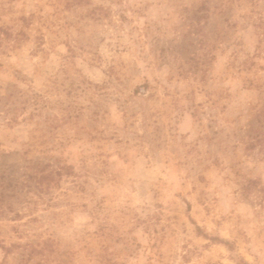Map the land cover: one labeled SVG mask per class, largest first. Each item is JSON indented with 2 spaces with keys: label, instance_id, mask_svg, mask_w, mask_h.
Masks as SVG:
<instances>
[{
  "label": "rangeland",
  "instance_id": "374dc122",
  "mask_svg": "<svg viewBox=\"0 0 264 264\" xmlns=\"http://www.w3.org/2000/svg\"><path fill=\"white\" fill-rule=\"evenodd\" d=\"M0 264H264V0H0Z\"/></svg>",
  "mask_w": 264,
  "mask_h": 264
}]
</instances>
